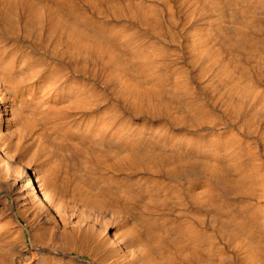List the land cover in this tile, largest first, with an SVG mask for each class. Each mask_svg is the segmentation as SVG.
Listing matches in <instances>:
<instances>
[{
  "label": "bare ground",
  "instance_id": "obj_1",
  "mask_svg": "<svg viewBox=\"0 0 264 264\" xmlns=\"http://www.w3.org/2000/svg\"><path fill=\"white\" fill-rule=\"evenodd\" d=\"M160 1L0 0V264H264V0Z\"/></svg>",
  "mask_w": 264,
  "mask_h": 264
},
{
  "label": "rangeland",
  "instance_id": "obj_2",
  "mask_svg": "<svg viewBox=\"0 0 264 264\" xmlns=\"http://www.w3.org/2000/svg\"><path fill=\"white\" fill-rule=\"evenodd\" d=\"M122 1H123V0H122ZM124 1L128 2L129 0H124ZM173 1H174V2L177 1V2H176V3H173ZM183 1H184V0H181L180 5H178V4H179V0H161V1H160V2H161V3H160V8L163 9L161 12L165 13V15H166L165 20H168V19H167V18H168L167 15H168L169 12H166V11H167V9L170 10L169 8H171V9L173 8V10H170V11H171V12L174 11V14H175V13L178 14V12L181 10V9H179V8H182V10H181V12H179V14L181 13L180 15H181V16H184V14H185V9H183V8H184V4L182 3ZM164 3H165V4H164ZM177 3H178V4H177ZM174 4H175V5H174ZM164 5H166V6H164ZM167 5H168V6H167ZM176 5H178L179 8H177L178 6H177V7H174V6H176ZM181 5H182V6H181ZM169 6H171V7H169ZM165 7H166V8H165ZM175 8H177V12H176V9H175ZM171 12H170V13H171ZM183 12H184V14H183ZM166 13H167V14H166ZM172 14H173V12H172ZM183 18H184V20H185V18H186V20L188 19L187 21H184L185 23L192 24V20L189 19V18H187L186 15H185L184 17H182V19H183ZM193 18H194V17H193ZM194 21H195V18L193 19V25H194V23H197V22H194ZM196 21H197V19H196ZM184 22H183V20H182V23H184ZM188 24H187V25H188ZM175 215H176V214H175Z\"/></svg>",
  "mask_w": 264,
  "mask_h": 264
}]
</instances>
